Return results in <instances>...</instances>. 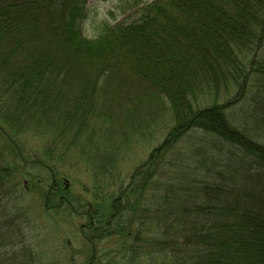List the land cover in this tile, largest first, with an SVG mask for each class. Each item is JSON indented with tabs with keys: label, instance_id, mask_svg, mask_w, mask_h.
I'll use <instances>...</instances> for the list:
<instances>
[{
	"label": "trees",
	"instance_id": "obj_1",
	"mask_svg": "<svg viewBox=\"0 0 264 264\" xmlns=\"http://www.w3.org/2000/svg\"><path fill=\"white\" fill-rule=\"evenodd\" d=\"M86 7L0 0L3 217L26 211L18 160L47 170L29 187L46 210L85 216L107 264H264V143L247 129L260 117L228 100H264V0H154L94 38ZM158 133L128 177L138 139ZM67 157L92 168L83 195L59 173Z\"/></svg>",
	"mask_w": 264,
	"mask_h": 264
},
{
	"label": "rangeland",
	"instance_id": "obj_2",
	"mask_svg": "<svg viewBox=\"0 0 264 264\" xmlns=\"http://www.w3.org/2000/svg\"><path fill=\"white\" fill-rule=\"evenodd\" d=\"M153 1L87 0L86 17L82 23L83 33L89 38H94L101 31L105 23L115 24L124 20H134L139 16V9ZM234 98L237 100L232 105V108L245 106L250 111L254 109L253 114L255 113L256 116L260 117L257 118V125L252 123V119H247V122H249L247 123V129L250 133H254L255 136L260 137L261 142L264 143V100H261L257 105L247 103L246 100L249 98V94H240L235 89L231 92L228 100ZM222 102H225L224 98ZM229 113L231 118H236L240 125L244 124L246 116L240 109L231 110ZM160 138L161 134L158 133L154 136V139L151 137V141L149 137L142 138L141 136L138 139L134 154L123 165L127 170L125 173H127L128 177L131 176L139 165L147 160L151 143ZM30 143L27 156L32 160L36 152L33 150L35 144V149L39 150V143L35 140L33 143L32 141ZM3 144H5V140L0 139V148ZM13 162L16 163V160ZM17 164L22 169L26 168V171H24L25 169H20L21 171L18 175L20 183L19 194L25 195V197H21L25 199L23 202H25L26 211L17 220L18 210L11 209L13 216L11 221H7L10 217L4 218V213L2 212V208H0V264H14L13 261H20V264H25L23 256L25 253L32 257V264H58L56 262H61L62 264H87L92 254V244L81 232V225L88 222L87 218L80 214L70 213L71 211L65 209L66 207L58 212L54 209L46 210L39 192L29 187V185L32 186L34 175L47 180L50 179L49 173L45 168L40 166L25 167V162L23 164L22 161L18 160ZM58 169L63 181L68 183L67 189H70V192L74 195L85 194L86 188L92 187L94 183L92 168L85 164L84 161L77 162L74 157L64 158L63 164L59 165ZM25 180L28 187H25ZM251 185L252 182H250L249 187ZM86 194L90 197V194ZM18 197L15 194V198L17 199ZM5 202L8 201H3V203ZM14 206L16 205L11 203V207ZM6 223L13 224V226L6 228ZM104 246V244L100 245L101 253L97 255V259L99 257L102 258V254L106 251ZM15 256L17 258L14 260ZM102 259V263L97 261L95 264H107L111 257H104Z\"/></svg>",
	"mask_w": 264,
	"mask_h": 264
},
{
	"label": "flooded vegetation",
	"instance_id": "obj_3",
	"mask_svg": "<svg viewBox=\"0 0 264 264\" xmlns=\"http://www.w3.org/2000/svg\"><path fill=\"white\" fill-rule=\"evenodd\" d=\"M25 185L27 186V181L25 180ZM91 228V225H88L87 223H84L81 225V232L85 236V238L89 239L88 241L92 244V257L87 264H94L95 257H96V244L93 242L92 238H88L87 233L89 232V229Z\"/></svg>",
	"mask_w": 264,
	"mask_h": 264
}]
</instances>
